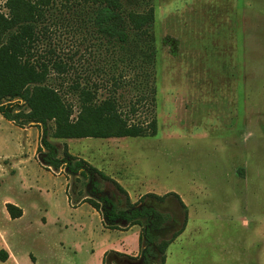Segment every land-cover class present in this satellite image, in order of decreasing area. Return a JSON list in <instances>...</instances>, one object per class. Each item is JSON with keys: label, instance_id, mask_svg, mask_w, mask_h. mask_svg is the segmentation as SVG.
Masks as SVG:
<instances>
[{"label": "rangeland", "instance_id": "1", "mask_svg": "<svg viewBox=\"0 0 264 264\" xmlns=\"http://www.w3.org/2000/svg\"><path fill=\"white\" fill-rule=\"evenodd\" d=\"M122 1L127 10L155 6L156 101L130 115H155L157 134L56 139L49 129L48 139L60 156L66 146L107 176L97 175L96 186L116 193V209L148 193L164 195L182 222L176 196L182 200L187 227L172 243V264H264V0ZM61 39L64 53L78 50L81 77L103 83L94 70L107 63L105 51L98 56L88 43ZM109 84L99 87V98ZM136 94L132 85L118 90L122 110L129 113ZM40 136L41 126L19 127L0 113V250L7 252L0 264H99L100 252L114 246L133 255V232L123 243L107 239L102 212L78 204L84 196L97 200L87 176L40 163ZM7 202L24 214L10 218Z\"/></svg>", "mask_w": 264, "mask_h": 264}, {"label": "trees", "instance_id": "2", "mask_svg": "<svg viewBox=\"0 0 264 264\" xmlns=\"http://www.w3.org/2000/svg\"><path fill=\"white\" fill-rule=\"evenodd\" d=\"M3 8L4 11L0 9V113L19 127L41 126L37 153L42 165L54 171L62 169L75 177H107L70 154L66 146L60 156L57 145L48 139L49 129L56 139L157 134L155 115L148 120L132 119L130 115L142 104H155L158 92L153 79L159 53L152 28L156 19L153 4L142 10H127L122 0H3ZM121 18L125 23L119 26ZM64 36L72 38L73 46L88 43L86 47H94L98 56L105 51L109 56L107 63L94 70L104 75L103 83L81 77L76 64L80 60L75 59L78 50L69 54L60 48ZM129 73L133 75L128 77ZM105 81L110 82L109 93L99 98V87ZM128 85L137 90L129 113L122 110L117 95L120 88ZM114 183L128 201L125 189ZM147 198L163 201L165 196L148 193L143 200ZM176 199L184 217L182 222L159 211L148 219L144 216L146 210L134 209L127 214L124 209H116L112 199H106L111 207L102 214L106 227L138 225L141 229L136 256L110 250L104 253L102 264H165L168 245L182 232L187 215L185 204L178 196ZM82 201L101 211L97 200L84 196ZM5 207L12 219L22 215L21 208L13 203L7 202ZM115 217L124 218L125 223L116 222ZM167 220L173 223L164 229L162 236L152 232L164 227ZM6 258L7 252L0 250V260Z\"/></svg>", "mask_w": 264, "mask_h": 264}, {"label": "flooded vegetation", "instance_id": "3", "mask_svg": "<svg viewBox=\"0 0 264 264\" xmlns=\"http://www.w3.org/2000/svg\"><path fill=\"white\" fill-rule=\"evenodd\" d=\"M88 179L89 180H88L87 185H86V190L89 192L90 196H94L95 198H97V200L102 201L101 212L103 214L104 211L106 210L105 208H107V207L111 208L108 205V203L106 202V199H112L115 201L116 196H114V194L110 190H99L94 184V182H97L96 177L88 178ZM169 206H171V200L170 199L168 200L165 198L163 201H159V200H156L154 198H147V199L142 200L141 202H139L135 206L130 207V208H125L124 210L127 212V214H131L134 211V209H137L140 211L146 210L145 215H144L145 219H148L154 211H159V212L164 213V214H169V215H172L173 217L176 216L178 219H180L178 212H176V210H175V207L171 208ZM114 220L116 222H119V223H125V219L121 218V217H115ZM172 223H173V221L167 220L164 223V227H162L161 229L153 230L152 232L159 235V236H162L164 233V229L166 227L171 226ZM128 264H140V263L139 262H129Z\"/></svg>", "mask_w": 264, "mask_h": 264}, {"label": "crops", "instance_id": "4", "mask_svg": "<svg viewBox=\"0 0 264 264\" xmlns=\"http://www.w3.org/2000/svg\"><path fill=\"white\" fill-rule=\"evenodd\" d=\"M82 200H80V201H78V204L80 203V205H82V204H85V203H87V202H81ZM11 203V202H10ZM89 204V203H88ZM80 205H78V206H80ZM19 207V206H18ZM89 208L94 212L95 211V213L97 214L98 213V211L94 208V207H92L90 204H89ZM21 210H22V215L24 214V210L21 208ZM21 215V216H22ZM97 215H99V214H97ZM20 216V217H21ZM19 218V217H18ZM100 221V220H99ZM101 222V221H100ZM101 227H102V231H104V232H107L108 234H107V239H109V237H112V236H114V235H116L118 238H120V240H121V242L123 243V239L126 237V235H127V233H129V232H133L132 233V235L134 236V238H135V240H136V244H137V246H136V252L132 255V256H136L137 254H138V252H139V234H140V228H139V226L138 225H132V226H128V227H121V229L120 228H108V227H106V225H105V223H104V221L103 222H101ZM186 227H187V224L184 226V228H183V230H182V232L179 234V236L178 237H176L170 244H169V246H168V248H167V252H166V261H165V264H172V260H170L169 258L170 257H172L173 256V254L170 252L171 251V246H172V243H175L176 241H179L180 242V240L182 239V235H183V233H184V231H185V229H186ZM114 244H115V242L113 241V243H112V246H114ZM108 246H111V245H108ZM110 250H112V251H117V252H120V253H125V251L124 250H122V249H118V247H116V246H114V247H110V248H108V247H105L101 252H100V256H101V259H100V261H99V264H102V258H103V255H104V253L105 252H107V251H110ZM178 253V252H177ZM125 254H127V253H125ZM171 262V263H170Z\"/></svg>", "mask_w": 264, "mask_h": 264}]
</instances>
